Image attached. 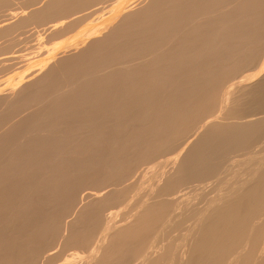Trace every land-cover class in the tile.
<instances>
[{"label": "bare ground", "instance_id": "6f19581e", "mask_svg": "<svg viewBox=\"0 0 264 264\" xmlns=\"http://www.w3.org/2000/svg\"><path fill=\"white\" fill-rule=\"evenodd\" d=\"M103 1L0 0L2 68L83 28L0 81V264H264V0Z\"/></svg>", "mask_w": 264, "mask_h": 264}, {"label": "rangeland", "instance_id": "374dc122", "mask_svg": "<svg viewBox=\"0 0 264 264\" xmlns=\"http://www.w3.org/2000/svg\"><path fill=\"white\" fill-rule=\"evenodd\" d=\"M105 1H106V3H107V0H104L103 2H105ZM108 1H109V0H108ZM111 1H112V0H110L108 3H110ZM100 2H101V1H100ZM100 2H98V4H97V3L94 4L93 7H96V8H101V7H103V9H98V10H100V11L102 10V11H103L104 9H106L105 11H103V13H105V14H103L102 11H101V12H100V11H96L94 14H96V15H98V16L95 15V16H96V20H95V16L92 14V15H91L92 17H91V16H90L91 18L89 17L91 21H89V19H87V18H88V15H86L87 18H86V17H85V18H86V20H88L89 22L86 21L85 19H83V20H85L86 22H88V24L91 23L92 25H93V24L95 25V22H97V20L99 21L102 17H104V16L101 17V15H106V14L108 13V12H107V11H108V10H107V7H105L107 4L105 3L104 6H103L102 4H100ZM101 3H102V2H101ZM15 6H16V5H15ZM104 7H105V8H104ZM99 12H100V13H99ZM97 13H99V14H101V15L99 16V14H97ZM107 15H109V14H107ZM107 15H106V17H108ZM93 16H94V19H93ZM98 17H100V19H97ZM106 17H104V18H106ZM83 20H81V22H79V23H80V24H83V23L86 24L85 22H83ZM93 20H94V21H93ZM82 22H83V23H82ZM99 22H100V21H99ZM84 24L81 25V26H82V27H83V26H84V27H85V26H86V27H91V25H88V24H87V25H88V26H87V25H84ZM94 25H93V26H94ZM77 26H80V25L78 24ZM75 28H76V27H75ZM76 29H77V31L73 29V30H74L73 33L69 30V31L71 32V34H72V37H71V34L69 33V31H67V34H66V32H64V33H65L66 35H70V36H68V38L71 37L72 39H74L73 36H74L75 34L78 33V30H79V29L82 31L83 28L81 29V28L78 27V28H76ZM73 30H72V31H73ZM80 30H79V31H80ZM75 31H76L77 33H76ZM39 33H40V34L37 33L38 35H37V34H32V35H35V36H32V35H31V36H32V39H34V41H32L31 39H27V41H26V37H22L21 39H23L24 41H26V42H24L25 44H27L28 42L30 43V41H28V40H31V43H32V42H34L35 44H36V43H40V39H39L40 37L37 38V36H41V35H43V34H42V31L39 32ZM43 33H46V32H43ZM74 33H75V34H74ZM49 34H50V33H48V31H47V34H46V35L44 34V35H43V38H42V36H41V39H44V38L49 39V38H51V39H50L51 41L48 42V43L50 44V43H52V39H53V36H54V35H49ZM65 34H60V35H62L63 38H64V37H66ZM73 34H74V35H73ZM60 35H59V36H60ZM59 36H56L57 38H55V36H54V40H55V42L57 41V43H59V40H60V42H62V41L65 40V39L61 38L62 36H60V37H59ZM33 37L37 38L39 41L36 39V40L38 41V42H36L35 38H33ZM58 37H59L60 39H58ZM75 37H76V39L78 38L76 35H75ZM28 38H29V37H28ZM71 38H69V39H71ZM21 39H20V40H21ZM56 39H57V40H56ZM76 39H74V40H76ZM23 40L19 41L20 43H22V44H20V45H21L22 47L24 46V49H23L24 51L22 52V49H21V48H20L21 51H19V53H20V52H21V54L23 53V54H22L23 56L26 55V53H25L26 51H27V54L29 55L30 50H32L36 45H37V47L34 48V49H35V54H37L36 51H37L38 49H40V48L42 49V47H43V49H44V48H47V46L49 45L48 43H46V39H44L45 42L43 41V43L39 44L40 46L42 45V47L38 46V44H36V45L34 44L35 46H34L33 48L30 49L29 46H32V44H31V45H30V44H27L28 47L26 46L27 49H26V51H25V45H24V43L22 42ZM54 40H53V41H54ZM66 40H67V39H66ZM74 40H73V41H74ZM47 41H48V40H47ZM69 41H70V40H69ZM69 41H67V43H68ZM71 41H72V40H71ZM41 42H42V41H41ZM64 42H66V41H64ZM44 43H45L46 45H47V44H48V45L45 47V46H43ZM57 43H54V42H53V44H56V45H57ZM62 43H63V42H62ZM53 44H50V45L54 46ZM60 44H61V43H60ZM65 44H66V43H64V45H65ZM18 45H19V44L16 45L17 48H16V46H14L15 49H13V47H12V49H13V50H17V52H18V48L21 47L20 45H19V47H18ZM56 45H55V46H56ZM60 46H62V44H61ZM60 46L58 45L56 48H58V47L61 48ZM39 47H40V48H39ZM50 47H51V46H50ZM28 48H29L30 50H29ZM36 48H38V49H36ZM20 49H19V50H20ZM34 49H33L32 51H34ZM41 49H40V50H41ZM28 51H29V52H28ZM32 51H31V52H32ZM24 53H25V54H24ZM30 54H31L32 56L35 55L34 52H33V53H30ZM28 55H26L27 57H26V56H25V57H26V58H29V56H31V55H29V56H28ZM37 55H38V57H39L40 54L38 53ZM37 55H36V58H38ZM25 57H24V58H25ZM40 57H43V55H42V56L40 55ZM40 57H39V58H40ZM26 58H25V59H26ZM32 58H33V59H32ZM32 58H31V60H33V62H35V60H36L35 57H32ZM25 59H24V61H25ZM40 59H42V58H40ZM38 60H39V59H38ZM38 60H36V61H38ZM24 61H23V62H20L19 64H18V62H16V63L14 62L13 64H14V65L17 64V65H20V66L22 67L23 64H24ZM26 61H27V59H26ZM25 63H26V62H25ZM6 64H7V63H6ZM9 64H10V63H9ZM13 64L11 63V65H12L11 67H13ZM17 65L14 66V68H13V69H15V70L17 69V70H16L17 72L14 70V74H15V73H18V72L21 70V67H20V66H17ZM2 67H3V66L0 64V70L2 71V73L4 72V75H3V77H2L1 79H3V78L6 79V77H7L8 75H11V73H13V70L11 71V69H12L11 67H9V68H10V71H9V68H7V67L2 68ZM17 67H20V68H17ZM25 67L27 68V65L25 66V64H24V67H22V71L25 69ZM23 68H24V69H23ZM7 69H8V70H7ZM3 70L8 71V72H5V71H3ZM25 71H26V70H25ZM9 72H10V73H9ZM2 73L0 72V74H1L0 77L2 76ZM6 75H7V76H6ZM5 76H6V77H5ZM4 79H3V80H0V81L3 82ZM2 84H4V83H2ZM57 249H58V248H56V250H57ZM55 252H56V251H55ZM49 261H50V260H49ZM52 261H53V260H51V262H49L48 264L52 263ZM40 263L42 264V261H41ZM44 264H46V263H44ZM53 264H54V263H53Z\"/></svg>", "mask_w": 264, "mask_h": 264}]
</instances>
